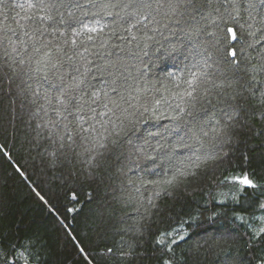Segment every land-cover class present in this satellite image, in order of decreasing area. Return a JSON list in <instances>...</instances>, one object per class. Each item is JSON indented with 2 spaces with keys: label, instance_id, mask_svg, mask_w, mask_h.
<instances>
[{
  "label": "trees",
  "instance_id": "obj_1",
  "mask_svg": "<svg viewBox=\"0 0 264 264\" xmlns=\"http://www.w3.org/2000/svg\"><path fill=\"white\" fill-rule=\"evenodd\" d=\"M8 3V11L0 9V28L7 26L15 30L16 35L9 33L10 39L18 46L21 56L31 62L22 67L14 65V75L0 59V264L11 260L13 245L19 247L32 241L36 247L31 248L29 264H161L164 250L157 241L165 233H172L173 239L177 234L188 233L184 241L173 246L174 264H224L226 257L228 264H260L264 238L257 245H250L248 224L253 228L264 225L249 219L252 212L236 206L232 190L240 185L231 181L247 175L259 186L258 191L264 192V73L250 71L264 66V42L254 43L264 33L257 32L253 37L248 31L243 32V44L238 46L244 50L242 56L238 54L239 69L220 61L214 63L207 69L195 100L181 105L185 107L181 122L187 126L184 132L191 129L195 137L188 141L191 150L177 149L179 160L187 163L186 158L195 161L200 157V167L195 176H189L178 186H161L163 190H158L154 186H142L141 178L155 180L163 176H150L140 170L151 165L132 152L118 123L124 118L122 110L129 103H136L128 99L127 89L135 86L133 79L129 78L127 83L118 81L119 95L110 93L120 107L110 105L113 112L99 118V123L85 117L88 122L83 127L94 124L96 130L80 132L77 119L67 114L66 118L59 117L53 112L58 107L55 98L59 95L60 78L65 77L67 82L78 73L61 59L51 35H33L40 27L39 22L21 20L25 15H36L19 7L26 5L27 0H8ZM206 11L210 12L211 8ZM176 19L158 16V23L128 31V23L105 17L101 23L109 27L94 42L84 38L85 47L90 49L88 59L94 65L90 74V78L94 77L93 90L111 79L107 73L123 72L121 65L132 77L136 76V69L142 68L140 61L148 63V57L142 55L138 45L147 44L145 50L151 54L156 41L175 40L163 26ZM247 19V13L242 12L241 23ZM214 20L212 15L198 22L183 18L182 23L192 33L186 50L177 60L149 64L150 71L145 77L148 87L154 85L160 89L154 93L156 98L169 99L158 108L159 119H149L151 113L140 116L141 110L137 109V117L146 122L136 126L134 136L129 135L151 155H155L152 148L164 141L150 134L162 133L175 123L172 117L178 114L176 104L180 101L172 93L183 91L186 71L194 70L192 66L200 59L197 51L205 47L214 51L210 44L215 40L209 34L221 35ZM18 23H25V29H19ZM262 27L264 19L257 16L251 30ZM237 34L241 35L239 30ZM21 42L27 47L23 48ZM36 48L40 51H35ZM169 73L175 76L169 77ZM177 83L181 84L180 88L175 87ZM226 105L237 111L243 109L238 127L224 128L227 123L224 113L229 111ZM57 121H62L60 136L73 135L71 147L66 139L63 149L60 141L52 143L49 131ZM167 142L174 143L173 136H168ZM213 153L221 157L227 153V156L209 158ZM236 215L245 217V221L234 219ZM209 218L215 221L212 229L207 227ZM108 249L112 250L111 254Z\"/></svg>",
  "mask_w": 264,
  "mask_h": 264
},
{
  "label": "snow or ice",
  "instance_id": "obj_2",
  "mask_svg": "<svg viewBox=\"0 0 264 264\" xmlns=\"http://www.w3.org/2000/svg\"><path fill=\"white\" fill-rule=\"evenodd\" d=\"M19 7L22 11L27 10L36 13L35 16L25 15L21 17V20L28 23L39 22L40 27L34 30L33 35L36 33H39L41 37L51 35L52 40L56 42V51L60 54L61 59L66 60L69 63V67L78 73L77 76H72L67 82H65V77L62 76L60 78L59 95L55 98V104L58 107H54L53 112L59 117L66 118L65 114H67V116L77 119L80 132H94L96 130L94 124L90 125L89 128H84L83 125L88 120H95L97 123L101 122L99 118H106L109 113L113 112V107H110V105L119 108L120 105L111 99L110 93L119 95L121 85L118 81L127 83L129 78L133 79L135 86H129L127 91L129 93L128 99L135 100L136 103H129L128 108L122 110L124 118L119 120L118 123L132 152L143 157L151 165V167L145 165V168L140 170L150 176H163V179L155 180L141 178L142 186H154L158 190H163L161 186H178L179 183L189 176H195L196 170L200 167V157H196L195 161L191 158H186L187 163L179 160L180 154L177 149L191 150V144L188 141L195 137V132L191 129H188L187 133L184 132V128L187 126L182 125L181 122L184 119L185 107L181 105H188L190 101L195 100L198 89L201 88L207 77V69L212 67L214 63L220 61L232 66L234 69H239L238 54L242 56L244 50L238 46L243 44V32L248 31V35L253 37L256 36L257 32L264 33V27L255 31L251 30L257 16L264 19V0H86V2H82V0H27L26 5L21 4ZM9 8L8 0H0V9L8 11ZM209 8H211V11H206ZM221 8L223 11H221ZM242 12L247 13L248 19L245 23H241ZM165 15L178 17V19L171 21L170 24L163 26L170 36L175 37V40L165 38V43L156 41V47L151 54L145 50L149 47L147 44L142 47L138 45L142 55L148 57V63H144L143 60L140 61L142 68L136 69V76L132 77L128 69L121 65L123 72L107 73L111 79L105 81L100 89L93 90L95 86L91 81L94 77L90 78V74L94 65L88 59L90 49L85 47L84 38H86L87 42H94L98 38L99 33L103 32L105 27H109V25L101 23L105 17L111 18L113 21L119 20L122 23H128L127 30L131 31L140 25L146 26L149 23H158L156 17ZM210 15L215 16L214 23L221 35L216 37L215 33L209 34L215 40L214 44H210L214 51L209 50V47L198 50L196 54L200 59L192 66L194 70L186 71L183 80V91L172 93V96L180 101V103L176 104L178 114L172 117V121L175 123L165 128L162 133L150 134L158 136L164 141L152 148V153H155V155H151L143 145L134 143L129 135L131 133L134 136L137 131L136 126L146 122L137 117V109L141 110L140 116L145 113H151L149 119H159L160 117L156 115L157 110L160 106L166 104L169 99V97L164 96L156 98L154 93H159L160 89L154 85L148 87L149 81L145 77L150 71L149 64L154 65L157 62L166 60H177L183 54V51L186 50L187 43L191 41L192 33L182 23L183 18L186 17L190 21L198 22V20H206ZM85 20H89L90 23H85ZM129 21L133 23H129ZM229 24H234L235 27H229ZM18 28L24 30L25 23H18ZM237 30L240 31L241 35L237 34ZM10 32L11 35H16L15 30H10L7 26L0 28V33L3 34V38H0V59H3L4 65L12 69L15 75L14 65L22 67L31 61H26L21 56V53L17 50L18 46L10 39ZM115 34L116 30H113V35ZM24 35H28L27 31H24ZM133 39L136 38L133 37ZM148 39L151 40L152 37H148ZM131 42L129 41V43ZM262 42H264V35L259 40H254L255 44H261ZM21 46L23 48L27 47L23 42H21ZM248 46L252 47L251 44ZM221 49H223L222 56L220 55ZM35 51L39 52L40 49L36 48ZM68 52L72 54L68 55ZM45 55L47 56V53ZM9 61H12V63L9 64ZM57 63H60V61H57ZM112 67L115 68L116 65ZM96 71L100 72V69L97 68ZM250 71L264 73V66L259 69L253 67ZM101 74L103 75L104 73ZM168 75L169 77L175 76L174 73H169ZM175 87L180 88L181 84L177 83ZM164 91L168 90L164 89ZM120 100L127 103L123 96H120ZM226 107H228L229 111L224 113L227 120L224 128L238 127L239 123H241L240 111H243V109L241 108L240 111H237L231 105H226ZM98 108L103 110L97 111ZM129 108L132 111H129ZM85 117H88V120ZM105 122L112 123L111 121ZM243 123H246V121H243ZM61 124L62 121L52 124L49 137L52 138L53 144L60 141V148L63 149L65 147L63 143L65 139L69 142V147L74 143V140L72 134H67L66 136L58 134ZM63 127L67 129V125H63ZM168 136H173L174 143L167 142ZM212 155L216 154H209V158ZM226 156L227 153H224V157ZM224 157L216 155L217 159ZM174 161L176 163H173ZM225 182L227 180L222 183ZM231 182L240 185V187L232 190V199L236 206L245 212H252L253 214L249 219L264 225V199H262L264 192H259V186L247 175L234 177ZM245 189L253 191L249 193ZM156 194L158 195L159 191ZM241 197L244 199L241 200ZM234 219L241 222L245 221V217L239 215L234 216ZM214 224L215 221L209 218L207 227L212 229ZM201 226L204 225L197 224V227ZM248 227L251 232L250 245L259 244L264 238V226L253 228L251 224H248ZM180 230H183V228L181 227ZM187 236L188 233L183 236L177 234V238L173 239L172 233L162 235L157 241L164 250L160 257L161 264H174L175 253L173 252V246L177 245L179 241H184ZM34 247H36L35 241L21 244L19 247L13 245L10 252L11 260L6 259L5 264H29V260L32 257L31 248ZM111 252L112 250L108 249V253L111 254ZM131 254L129 253V255ZM224 264H228L227 257ZM260 264H264V257L260 258Z\"/></svg>",
  "mask_w": 264,
  "mask_h": 264
}]
</instances>
